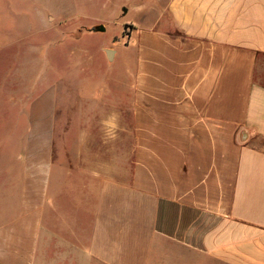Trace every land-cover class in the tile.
Segmentation results:
<instances>
[{
	"label": "crops",
	"instance_id": "obj_1",
	"mask_svg": "<svg viewBox=\"0 0 264 264\" xmlns=\"http://www.w3.org/2000/svg\"><path fill=\"white\" fill-rule=\"evenodd\" d=\"M116 3L142 17L130 85L77 94L57 136L37 76L0 153V264H264V0Z\"/></svg>",
	"mask_w": 264,
	"mask_h": 264
},
{
	"label": "rangeland",
	"instance_id": "obj_2",
	"mask_svg": "<svg viewBox=\"0 0 264 264\" xmlns=\"http://www.w3.org/2000/svg\"><path fill=\"white\" fill-rule=\"evenodd\" d=\"M118 1L0 0V32L5 43L0 52V153L9 150L13 155L23 147L20 135L25 129V104L34 100L41 71L57 83V136L65 119L81 117L78 108L82 102L77 94L98 88L110 93L129 87L134 49L128 34L131 25L137 26L142 17L131 9L122 12ZM48 6L56 12L35 13ZM98 26L104 31H90ZM103 49L117 52L113 62L108 61ZM38 58L41 62L36 70ZM69 128L70 143L55 141L56 151L76 146L81 127ZM63 129L66 133V126ZM73 151H69L71 155ZM7 160L13 165L15 158L0 157V165Z\"/></svg>",
	"mask_w": 264,
	"mask_h": 264
},
{
	"label": "water",
	"instance_id": "obj_3",
	"mask_svg": "<svg viewBox=\"0 0 264 264\" xmlns=\"http://www.w3.org/2000/svg\"><path fill=\"white\" fill-rule=\"evenodd\" d=\"M90 31H92V32H95V31L103 32L104 31V27L103 26H98L96 28H92ZM106 53H107V56L110 58V55H111L112 51L107 50Z\"/></svg>",
	"mask_w": 264,
	"mask_h": 264
}]
</instances>
